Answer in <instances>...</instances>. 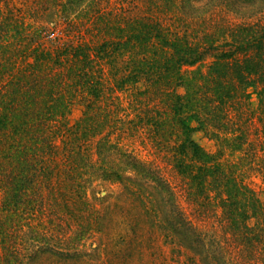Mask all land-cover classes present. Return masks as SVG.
<instances>
[{
	"label": "trees",
	"instance_id": "trees-1",
	"mask_svg": "<svg viewBox=\"0 0 264 264\" xmlns=\"http://www.w3.org/2000/svg\"><path fill=\"white\" fill-rule=\"evenodd\" d=\"M249 171L264 0H0V264H264Z\"/></svg>",
	"mask_w": 264,
	"mask_h": 264
},
{
	"label": "rangeland",
	"instance_id": "rangeland-1",
	"mask_svg": "<svg viewBox=\"0 0 264 264\" xmlns=\"http://www.w3.org/2000/svg\"><path fill=\"white\" fill-rule=\"evenodd\" d=\"M231 17V20L233 22L235 21H241V17H237L236 15H229ZM177 93L179 95H183L184 94V90L183 88H178ZM252 92V91H250ZM257 98L255 96V94H251L249 101H248V106L249 108L248 113L251 115L250 116V122L249 124L251 125L250 128L253 129V133L255 135H257L260 131V123L256 120L257 118ZM81 113L80 110L75 107L71 114L69 115L68 121L69 123L72 125L74 124L78 118L80 117ZM189 126L195 128L196 125L195 123H193L192 121H188L187 122ZM252 134V133H251ZM192 138L201 146L204 148V150H206L209 153H214L215 152V145L212 141H209L204 135L203 133L199 132V131H195L192 135ZM249 140H252L250 142H254L252 138H249ZM139 146H135L137 148V151L140 152L138 153V155L141 158L144 159H148V160H154L156 165L160 168L164 178L170 183V185L172 186V188L175 190L176 196H177V201L180 205V207L182 208V210L187 214V213H191L189 207L187 206V201L185 200V196H184V189H183V182L181 180V178L179 176H177V174L172 170V168L167 165L165 163L164 160H160L158 157V155H155L156 153L153 152L152 149H148L145 148V146L142 145V147H140V144L138 143ZM251 150L253 151L254 154L257 153V149L254 147L251 148ZM250 150V151H251ZM254 154H252L254 156ZM156 156V157H155ZM155 158H158L155 160ZM246 180L245 182L252 188L254 189L258 195L260 200L263 202L264 205V179L263 177L256 171H252L246 175ZM116 190L115 187L113 186H104V188H97V192L95 194L96 197H104L107 194H110L112 192H114ZM192 220L196 221V224H198L199 226H203L204 224H201L200 220H202L201 217H193ZM207 227V226H205Z\"/></svg>",
	"mask_w": 264,
	"mask_h": 264
}]
</instances>
